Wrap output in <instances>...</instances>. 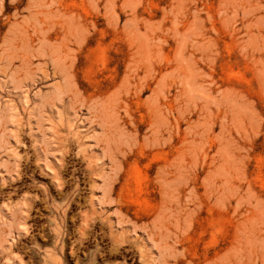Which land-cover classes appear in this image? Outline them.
Masks as SVG:
<instances>
[{"label":"rangeland","instance_id":"1","mask_svg":"<svg viewBox=\"0 0 264 264\" xmlns=\"http://www.w3.org/2000/svg\"><path fill=\"white\" fill-rule=\"evenodd\" d=\"M0 264H264V0H0Z\"/></svg>","mask_w":264,"mask_h":264}]
</instances>
